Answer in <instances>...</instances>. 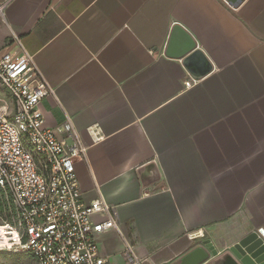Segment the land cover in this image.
<instances>
[{
  "label": "crops",
  "instance_id": "obj_1",
  "mask_svg": "<svg viewBox=\"0 0 264 264\" xmlns=\"http://www.w3.org/2000/svg\"><path fill=\"white\" fill-rule=\"evenodd\" d=\"M0 4V56L18 54L16 34L54 91L44 126L71 146L69 123L86 147L83 201L116 209L120 234L96 239L110 264H127L125 243L140 264L197 246L202 264H230V247L264 232V0ZM188 40L211 65L201 77L179 57Z\"/></svg>",
  "mask_w": 264,
  "mask_h": 264
},
{
  "label": "built area",
  "instance_id": "obj_2",
  "mask_svg": "<svg viewBox=\"0 0 264 264\" xmlns=\"http://www.w3.org/2000/svg\"><path fill=\"white\" fill-rule=\"evenodd\" d=\"M11 38L18 54L0 56V89L7 95L0 97V203L7 217L0 222L6 233L0 252L29 253L35 264H110L96 239L108 230L120 234L116 209L102 198L83 201L75 163L85 160L86 147L69 123L71 146L44 126L39 106L54 91L20 38ZM98 215L102 220L95 221ZM257 234L264 243V232ZM124 258L140 264L128 243Z\"/></svg>",
  "mask_w": 264,
  "mask_h": 264
},
{
  "label": "water",
  "instance_id": "obj_3",
  "mask_svg": "<svg viewBox=\"0 0 264 264\" xmlns=\"http://www.w3.org/2000/svg\"><path fill=\"white\" fill-rule=\"evenodd\" d=\"M177 28L174 32L180 31ZM167 52H171V43ZM179 57L182 58V64L187 72L193 77H201L211 68L203 52L196 48L195 43L191 40L187 41V45L181 50ZM203 246L208 250L209 242L203 243ZM225 256L230 264H264V243L256 232L250 233L230 247ZM207 257V251L197 246L173 264H202Z\"/></svg>",
  "mask_w": 264,
  "mask_h": 264
},
{
  "label": "rangeland",
  "instance_id": "obj_4",
  "mask_svg": "<svg viewBox=\"0 0 264 264\" xmlns=\"http://www.w3.org/2000/svg\"><path fill=\"white\" fill-rule=\"evenodd\" d=\"M0 97H3V93L0 89ZM5 212L0 213V222L7 220ZM6 233L0 230V236L6 238ZM0 264H35L34 258L29 253L22 252H0Z\"/></svg>",
  "mask_w": 264,
  "mask_h": 264
},
{
  "label": "trees",
  "instance_id": "obj_5",
  "mask_svg": "<svg viewBox=\"0 0 264 264\" xmlns=\"http://www.w3.org/2000/svg\"><path fill=\"white\" fill-rule=\"evenodd\" d=\"M3 211V209H2V205H1V203H0V213ZM2 252V251H1ZM31 255V254H30ZM32 256V255H31Z\"/></svg>",
  "mask_w": 264,
  "mask_h": 264
},
{
  "label": "bare ground",
  "instance_id": "obj_6",
  "mask_svg": "<svg viewBox=\"0 0 264 264\" xmlns=\"http://www.w3.org/2000/svg\"><path fill=\"white\" fill-rule=\"evenodd\" d=\"M1 237V236H0Z\"/></svg>",
  "mask_w": 264,
  "mask_h": 264
}]
</instances>
